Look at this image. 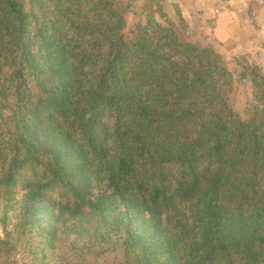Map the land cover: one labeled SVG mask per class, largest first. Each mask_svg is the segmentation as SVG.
Instances as JSON below:
<instances>
[{
	"label": "rangeland",
	"instance_id": "obj_1",
	"mask_svg": "<svg viewBox=\"0 0 264 264\" xmlns=\"http://www.w3.org/2000/svg\"><path fill=\"white\" fill-rule=\"evenodd\" d=\"M10 6L21 8L22 14H11ZM135 40L181 64L189 60L185 52L196 47L193 59L202 67L197 75L191 72L187 85L192 87L193 77L201 76L208 95L176 86L165 99L186 98V109L178 102L170 117L150 125L135 98L140 99V89L142 99L154 88L158 91L162 79L160 73L146 77L152 70L145 71L146 57L133 45ZM97 86L108 105L98 107L95 121L81 126L80 120L92 118L86 103ZM64 97L68 102L61 117L48 106ZM119 98L133 111L119 113L114 105ZM37 108L44 120L39 127L33 119ZM212 117L247 129L239 136L247 143L238 161L233 160L239 155L234 152L238 140L226 143L221 153L230 168L235 165L251 177L257 170L255 153L264 156V0H0V240L10 243L0 248V264H264V221L258 225L255 220L258 214L264 219V212L254 207L250 186L240 190L236 175L241 174L235 170L227 168L223 174L222 242L210 255L202 248L194 252L199 234L186 232L210 196H177L155 212L147 208L152 187L171 196L180 181L209 177L219 168L214 158L197 159L205 151L200 150L203 140L222 134L215 131ZM203 119L208 126L202 127ZM168 122L180 134H189L181 145L195 153L192 162L171 163L174 152L160 150L137 162L141 173L147 169L141 179L148 191L117 192L100 160L103 154L108 155L103 160L115 154L118 126L162 132ZM60 125L75 139L70 159L77 166L83 154L87 162L86 185L79 192L68 183L77 177L69 174L71 160L62 151L57 167L68 171L65 182L55 179L45 185L46 166L33 159L46 155L47 161L51 154L45 142L38 145L36 134L61 150L62 136L51 133ZM160 136L164 141L166 135ZM173 143L178 151V140ZM14 165L18 168L6 184ZM202 185L206 187L205 179Z\"/></svg>",
	"mask_w": 264,
	"mask_h": 264
},
{
	"label": "trees",
	"instance_id": "obj_2",
	"mask_svg": "<svg viewBox=\"0 0 264 264\" xmlns=\"http://www.w3.org/2000/svg\"><path fill=\"white\" fill-rule=\"evenodd\" d=\"M14 6L9 7V12L11 14H15L16 16H20L22 14L21 8L17 9L18 11H15ZM22 21V20H21ZM20 21V22H21ZM18 46V42L16 44ZM133 45L137 47L138 50H140V54L144 55L146 58L144 59V63H146L145 71L151 73L148 76L155 77L160 73V78L162 79V82H160V86L158 87V91L154 88L152 92H148L145 94V98L142 99L141 93L143 92L140 89V99L135 98L134 105L138 106L141 109L143 116L147 118V121H149L150 125H153V123L156 122L159 123L160 118H168L171 115L172 111H177L178 108L174 105L178 102L182 104V108L186 109V98L177 99L174 101H171L170 98L165 99V94L170 93L175 89L176 86H180V89H185V92H187L188 89L192 88V91L199 94L202 93L203 95H208L206 91V86L204 84V81L202 80V77H193L195 79V85L192 87H188L187 83L190 77L191 72H193L194 75H197L200 72V69L202 65H199L196 67L195 61L193 59V56L196 57L198 53H195L197 51L196 47H193L192 50L193 53L185 52L187 53L188 61H184L183 64H181L178 60H172L170 57H165L164 55H158L156 51L151 49V47H148L144 42L135 40L133 41ZM184 47H187L186 45H183ZM6 62L8 61V58H5ZM159 62V64L162 65H156L153 66L154 62ZM189 62V63H188ZM193 64V65H192ZM200 64H202V61H200ZM145 72V73H146ZM166 79V80H164ZM175 79H178L180 83L183 81L180 85H177L178 83H172ZM127 82V81H125ZM186 85V87H185ZM93 89L91 92V95L89 99L87 100L86 105H89V109L92 113V118L90 119H82L80 120V125L82 126L85 124L86 126L89 125L90 121H95V116L102 108H106L107 103V96L105 95L104 91L98 88ZM64 90L67 92V94L72 95L71 89L64 88ZM109 96V95H108ZM210 101L213 103L216 102V98L214 95H210L208 97ZM70 99V98H69ZM205 101H207V98H204ZM121 101V98L117 100V102L114 101V105L117 104L119 107V113H121L123 110L133 111L134 107L130 105L131 108H129V105L126 104L125 106L119 102ZM133 99L128 97V102L131 103ZM176 101V102H175ZM68 102V97H64L60 101H56L54 106H48L49 109L54 107L56 112L65 116L66 107L65 104ZM190 104V102L188 103ZM189 109V108H188ZM39 109L37 108L34 112L33 119L37 121L35 124L37 127L40 125L43 126L42 122L44 121L42 116L39 117ZM84 115V114H83ZM159 115H162L160 117ZM50 117L51 114H47V117ZM150 116V117H148ZM68 117V116H66ZM217 117V115H216ZM205 118V117H204ZM210 122L217 125L215 131L216 132H222V134L215 139H209L210 141H204L203 147H200V150L204 148V152L199 153L197 155V159L209 156L210 158H214L215 161L219 164V168L212 173L211 176H203L198 177L197 175H193L192 179L180 181L178 184L175 193H173L171 196L167 195V191L165 189H160L157 186L152 187L150 189V197L147 201V208L150 212H155L157 209H160L162 206L168 205V202L170 200L175 199L177 196L181 199H192L196 195H205L210 196V201L204 203L202 205L199 216L196 222L190 227L186 228V225L183 224L182 227L185 229L186 232L189 234L190 232L195 233V235L199 234L200 238V244L196 246L197 248L194 249V252H196L198 249L202 248L204 250V253L207 255H210L215 249H217L218 243L222 242V239L220 237L221 229H222V208L220 206V186L221 182L223 180V174L225 170L230 168V164L227 158H225V155L222 152V148L225 147L226 143L232 144L234 143V140H238V143L235 144L234 152H237L238 154H241V149L243 148L244 143L246 142V139H241L239 136L241 134L247 133V129L242 126H236L233 124L232 121H226L222 120L221 118H210ZM59 124V123H58ZM172 123H167L168 129L166 131L159 132L158 129H145L143 127H139L136 130H131L130 127L128 129H120V126H118L117 132V138L115 139V154L111 155L109 159L103 160L105 157L107 158V153L101 155V160L103 164L107 166L108 169V176L107 179L109 182L114 186L115 190L117 192L120 191H134L137 190L139 192L148 191V187H146L145 182L141 179L145 174L147 173V169L141 173L140 168L137 166V162L140 159H144L145 157H148V160L154 158L157 156V153L160 152V150L168 151V153L174 152V157L170 159L171 163H177L179 165H187L189 162H192L191 155L195 154L193 151H189L187 149L183 148V145H181V142L187 141L190 136L189 134L184 132L180 134L178 132V127L172 128ZM63 125L57 126V132L52 131L53 135H56L58 137H61L60 144H62L61 150L58 151L55 146H50L49 143H47V140H40V134L35 135V140L38 142V145H43V142L46 143V148L51 152V154L47 155V161L46 155L40 157L39 155L33 157L34 160H39L42 164L46 166L45 175L43 178H47V181H45V185L51 184L55 179H58L62 182H65L66 174L68 171L62 172V167L57 165L60 163V160H62V157L60 155L61 151L65 154L63 157L68 158L70 161L69 168L70 172L69 174L72 176H76V181H70L68 182L71 185L76 186V190L79 192L80 189L84 188L86 185V177L84 176V173L86 171L87 162L82 154V161L79 163V165H75V158H72L71 156H68L69 152L75 150V139L71 132H64L62 129L60 130ZM156 126H159V124H156ZM208 126L205 119L202 121V127ZM158 128V127H157ZM43 137H46L47 133L45 130L41 131ZM241 133V134H240ZM166 135L164 137V141L160 135ZM49 135V134H48ZM218 135V134H217ZM182 137V140L180 139ZM55 138V137H54ZM57 138V137H56ZM168 147L164 146V143L167 144ZM178 140V151H174L175 144L173 142ZM50 141V139H48ZM240 154L236 156V159H233L234 161H238L240 159ZM264 156L259 157V152L257 151L254 155L252 164L257 167V170L252 174L251 177L246 178V174L244 176V171L241 169H237L235 165H232L233 168H230L228 172H231L233 170L236 171V174L240 173L241 175H236L237 178H240L242 182H240L241 185H243L240 190H245V188L250 186L249 192H252V198H253V205L256 208L257 212H264ZM233 160H230L231 162ZM228 162V165H227ZM18 168V165H14L10 168L8 176L5 178V183L10 184L12 177L14 176V171ZM260 173V175H258ZM258 175V176H257ZM257 176V177H256ZM258 178L259 181H256V178ZM83 180L82 183H79L81 179ZM80 179V180H79ZM205 179L206 181V187L202 185V181ZM239 180H235V183H237ZM250 181V182H249ZM39 186L43 187L44 184L42 181H39ZM251 184V185H250ZM80 188V189H78ZM85 190V189H83ZM248 194V193H247ZM250 195V194H249ZM256 223L258 225L261 224L264 219L260 217V215L255 216ZM10 245L9 241L7 240H0V248L6 247Z\"/></svg>",
	"mask_w": 264,
	"mask_h": 264
}]
</instances>
